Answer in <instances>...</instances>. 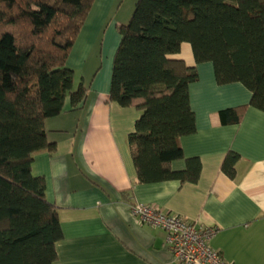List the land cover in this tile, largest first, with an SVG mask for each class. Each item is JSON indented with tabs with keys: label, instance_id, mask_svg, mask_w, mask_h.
Returning <instances> with one entry per match:
<instances>
[{
	"label": "trees",
	"instance_id": "obj_1",
	"mask_svg": "<svg viewBox=\"0 0 264 264\" xmlns=\"http://www.w3.org/2000/svg\"><path fill=\"white\" fill-rule=\"evenodd\" d=\"M95 0H0V264H53L62 239L57 207L34 174V155L56 150L46 120L80 109L86 87H73L69 54ZM113 56L109 101L139 116L127 135L138 183H195L201 163L185 159L179 139L195 132L189 84L195 64L211 62L218 85L238 82L249 106L264 111V0H135ZM100 65L97 66L98 70ZM247 106L219 112L237 122ZM229 150L221 170L235 177ZM185 160L181 170L172 162Z\"/></svg>",
	"mask_w": 264,
	"mask_h": 264
},
{
	"label": "crops",
	"instance_id": "obj_2",
	"mask_svg": "<svg viewBox=\"0 0 264 264\" xmlns=\"http://www.w3.org/2000/svg\"><path fill=\"white\" fill-rule=\"evenodd\" d=\"M112 0H95L69 54V66L83 69ZM110 20L99 51L100 67L87 81L83 106L46 120L47 138L56 150L36 153L34 174L45 180L46 197L56 205L63 237L53 264H181L170 254L166 233L139 222L132 203L151 205L202 227H214L211 246L231 264H264V111L249 106L241 83L218 85L213 64H195L183 43L174 58L195 67L189 84L195 132L179 139L185 159L201 163L195 183L168 180L138 183L127 143L139 112L109 101L113 56L120 35ZM74 81V80H73ZM247 106L237 122H222L221 110ZM239 155L235 177L221 164ZM185 160L172 162L181 170Z\"/></svg>",
	"mask_w": 264,
	"mask_h": 264
},
{
	"label": "built area",
	"instance_id": "obj_3",
	"mask_svg": "<svg viewBox=\"0 0 264 264\" xmlns=\"http://www.w3.org/2000/svg\"><path fill=\"white\" fill-rule=\"evenodd\" d=\"M129 208L140 223L165 231V242L175 261L181 264H231L210 244L216 228L202 227L143 203H132Z\"/></svg>",
	"mask_w": 264,
	"mask_h": 264
},
{
	"label": "rangeland",
	"instance_id": "obj_4",
	"mask_svg": "<svg viewBox=\"0 0 264 264\" xmlns=\"http://www.w3.org/2000/svg\"><path fill=\"white\" fill-rule=\"evenodd\" d=\"M112 4L113 6L110 7V11H108V14L105 16V21L98 33V38L91 47V52L85 67L81 69L80 67H76V65L75 67H73V65L70 66L74 70V88L78 86L82 78H85L87 81L96 71V68L100 63L99 51L102 45V38L106 36L105 32L110 26V20L114 18L115 20H120L121 24H126L134 10L135 0H112Z\"/></svg>",
	"mask_w": 264,
	"mask_h": 264
}]
</instances>
